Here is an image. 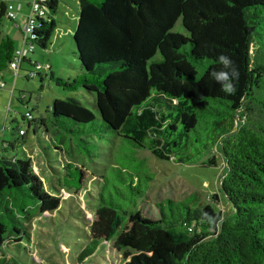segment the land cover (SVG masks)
I'll return each mask as SVG.
<instances>
[{"label":"trees","instance_id":"1","mask_svg":"<svg viewBox=\"0 0 264 264\" xmlns=\"http://www.w3.org/2000/svg\"><path fill=\"white\" fill-rule=\"evenodd\" d=\"M36 3L44 16H35L27 40L34 51L52 45L61 0ZM78 3L73 34L77 76L65 79L51 73V79L64 91L93 95L98 114L76 98L55 99L53 128L43 118L34 133L41 132L62 156L68 191H80L88 179L66 156L74 141L92 155L88 139L104 132L99 126L94 134L92 122L100 119L116 135L114 144L125 158L113 166L119 169L118 182L110 187L107 177L101 178L77 263L92 257L102 243L113 242L124 264H264V0ZM9 5L0 3V74L11 70L22 47L1 36L4 17L16 20L8 17ZM180 19L187 35L173 31ZM220 55L229 56L239 70L233 94H225L210 76L221 68ZM31 61L24 58L19 71L24 62L33 65ZM17 132L25 137L23 130ZM7 147L19 148L14 142ZM192 148L200 158H194ZM142 151L147 158L135 157ZM216 151L226 167L223 198L215 194L205 204L196 193L164 199L155 204L157 217L140 207L136 199L148 196V185L139 180L145 185L139 188L136 175L153 180L156 174L144 170L150 156L211 167L217 166ZM219 201L226 210L217 207ZM62 207L61 196L47 190L30 160L0 155V264H26L29 224Z\"/></svg>","mask_w":264,"mask_h":264},{"label":"rangeland","instance_id":"2","mask_svg":"<svg viewBox=\"0 0 264 264\" xmlns=\"http://www.w3.org/2000/svg\"><path fill=\"white\" fill-rule=\"evenodd\" d=\"M2 1L15 7L17 18L15 22H12L4 17L1 36L16 37L22 45L23 29L35 0H0V3ZM78 15V0H61L56 16L58 28L51 39L52 45L47 49L35 47L34 53L28 55L33 65L24 62L18 75L10 69L0 74V81L3 82L0 88V155L6 157L17 155L20 159L30 160L47 190L56 192L63 200L62 208L53 213L47 212L29 224L31 239L27 243L28 253L23 258L26 264H78L77 256L87 243L88 226L94 218L96 196L99 194L98 186L103 184L101 178L107 177L110 187L112 183L118 182L116 173L119 169L113 166H117L119 160L125 158L120 153L123 150L118 149L114 144L116 135L108 132L100 119L92 122L91 128L94 129V134L99 126L104 129L103 133L96 135L97 137L92 136L88 139L91 143L88 148L91 149L92 155L79 149L78 142L74 141L70 143V155L66 156L87 173L88 179L80 191L75 189L68 191L69 189L63 186L64 171L60 164L62 156L52 149L49 142L42 139L41 132L34 133V128L40 126L39 122L43 118L47 119L48 127L53 128L52 105L55 99L76 98L98 114L93 95L83 90L64 91L51 79V73L65 79L77 76L74 67L79 65V61L73 54L75 51L73 34L77 28ZM173 31L187 35L181 19ZM59 34L60 38H58ZM48 66H51V69ZM38 74L43 77V81ZM17 128L25 132L24 138L18 135ZM48 135L54 138L51 133ZM71 136L74 138L75 135ZM69 139L72 138L69 137ZM13 142L19 147L18 149L7 147V143ZM195 151L192 148L194 158H200ZM140 153L143 154L135 157L147 158L144 156L146 151ZM215 155L217 166L211 167L201 165L200 161L194 164L187 162L188 164L176 165L150 156L144 170H149L156 175L153 176L152 181H148L142 175H136L137 183L142 180L148 185L145 187L148 196H139L136 201L140 207L147 208L150 216L157 217L158 210L155 204L164 199L182 200L196 193L201 203L205 204L213 201L215 194L223 198L221 180L226 167L221 154L216 151ZM52 169L60 170L61 174L55 171L53 173ZM131 170L135 171L132 168ZM60 178L62 183L59 182ZM65 178L71 180L70 176ZM71 182L73 186H76L74 180ZM144 186L138 183L139 188L143 189ZM147 201L151 205H148ZM217 207L226 210L221 201L218 202ZM123 258V253L116 249L113 242H104L98 251L83 264H124Z\"/></svg>","mask_w":264,"mask_h":264},{"label":"built area","instance_id":"3","mask_svg":"<svg viewBox=\"0 0 264 264\" xmlns=\"http://www.w3.org/2000/svg\"><path fill=\"white\" fill-rule=\"evenodd\" d=\"M35 16H44V11L40 9V7L37 5L36 0L34 3V6L31 10V14L29 17H27L24 29H23V41H22V47L17 49L15 53V58L13 62L11 63L10 67L13 72L18 74V71L20 69L21 63L24 58L28 57L29 54H32L34 51V45L29 43L27 40L30 36V34L33 32L36 26V20ZM8 17L12 19H16V13H15V7L10 4L9 5V12ZM32 62V61H31ZM33 64V62H32ZM36 65V63H35ZM49 68V66H48ZM3 86V82L0 81V88Z\"/></svg>","mask_w":264,"mask_h":264},{"label":"clouds","instance_id":"4","mask_svg":"<svg viewBox=\"0 0 264 264\" xmlns=\"http://www.w3.org/2000/svg\"><path fill=\"white\" fill-rule=\"evenodd\" d=\"M220 70H213L210 73L212 79L221 85V90L225 94H233L235 92V81L239 79V70L229 56L220 55L218 57Z\"/></svg>","mask_w":264,"mask_h":264},{"label":"crops","instance_id":"5","mask_svg":"<svg viewBox=\"0 0 264 264\" xmlns=\"http://www.w3.org/2000/svg\"><path fill=\"white\" fill-rule=\"evenodd\" d=\"M12 39L14 40V42H17V44H16V47L18 48V47H21V44H20V42H19V39H17L16 37H13L12 36ZM29 59L31 60V58L29 57Z\"/></svg>","mask_w":264,"mask_h":264}]
</instances>
